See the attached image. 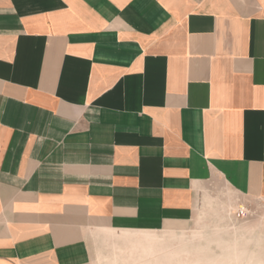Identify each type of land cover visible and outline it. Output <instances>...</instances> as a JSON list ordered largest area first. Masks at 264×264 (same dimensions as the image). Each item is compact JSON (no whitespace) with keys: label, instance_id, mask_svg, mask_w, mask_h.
Returning <instances> with one entry per match:
<instances>
[{"label":"crops","instance_id":"crops-1","mask_svg":"<svg viewBox=\"0 0 264 264\" xmlns=\"http://www.w3.org/2000/svg\"><path fill=\"white\" fill-rule=\"evenodd\" d=\"M228 197L264 204V0H0V264H120Z\"/></svg>","mask_w":264,"mask_h":264},{"label":"rangeland","instance_id":"rangeland-1","mask_svg":"<svg viewBox=\"0 0 264 264\" xmlns=\"http://www.w3.org/2000/svg\"><path fill=\"white\" fill-rule=\"evenodd\" d=\"M234 201L228 197L216 202L213 198L194 221L186 225L190 226L188 231L152 235L160 262L137 264H181L178 262L181 260H184L182 264H264V204L246 200H237L234 204ZM193 231L199 232L197 238L180 249L182 254L180 251L179 259L174 254L171 257L163 254L165 249H179L181 238L182 242H186L184 237L192 235ZM148 241L151 239L148 238ZM150 245L148 242L146 247L150 249ZM147 248L143 251L139 247V251H143L140 254L132 246H124V249L114 248L115 253H111L120 264H136L140 255H147Z\"/></svg>","mask_w":264,"mask_h":264},{"label":"bare ground","instance_id":"bare-ground-1","mask_svg":"<svg viewBox=\"0 0 264 264\" xmlns=\"http://www.w3.org/2000/svg\"><path fill=\"white\" fill-rule=\"evenodd\" d=\"M197 233H199V232H195V231H193L191 234L192 235H189L188 237L187 236H185L184 237V240H186V242H182V239L183 238H181V241L178 243L179 245H180V247H179V249H173V248H169V249H165V251H164V255H166L167 257H171V256H173L172 254H174L175 255V257H177L178 259L180 258V256H181V254H182V249H184V247H186V245L188 244V242H191V240H193V239H196L197 237ZM154 243H155V241L153 240V239H151V241H149V244H151L150 245V249H148L147 247V250L146 251H148V253H147V255L143 258V260H149V259H156L157 258V252H156V249H155V245H154ZM181 249V250H180ZM163 251V250H162ZM180 251H181V254H180ZM158 252H159V254H160V250H158ZM184 253H186V251L184 252ZM186 261V260H185ZM179 263L181 262V264H182V262H184V260L182 261H178ZM196 262V261H195Z\"/></svg>","mask_w":264,"mask_h":264},{"label":"built area","instance_id":"built-area-1","mask_svg":"<svg viewBox=\"0 0 264 264\" xmlns=\"http://www.w3.org/2000/svg\"><path fill=\"white\" fill-rule=\"evenodd\" d=\"M240 215H241V216H243V215H244V213L241 211V212H240Z\"/></svg>","mask_w":264,"mask_h":264}]
</instances>
